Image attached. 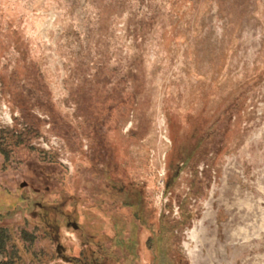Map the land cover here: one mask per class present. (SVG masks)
<instances>
[{
  "label": "rangeland",
  "instance_id": "1",
  "mask_svg": "<svg viewBox=\"0 0 264 264\" xmlns=\"http://www.w3.org/2000/svg\"><path fill=\"white\" fill-rule=\"evenodd\" d=\"M0 246L264 264V0H0Z\"/></svg>",
  "mask_w": 264,
  "mask_h": 264
},
{
  "label": "trees",
  "instance_id": "2",
  "mask_svg": "<svg viewBox=\"0 0 264 264\" xmlns=\"http://www.w3.org/2000/svg\"><path fill=\"white\" fill-rule=\"evenodd\" d=\"M21 233H25V232H24V231H21ZM1 246H2V245H1ZM1 246H0V247H1Z\"/></svg>",
  "mask_w": 264,
  "mask_h": 264
},
{
  "label": "flooded vegetation",
  "instance_id": "3",
  "mask_svg": "<svg viewBox=\"0 0 264 264\" xmlns=\"http://www.w3.org/2000/svg\"><path fill=\"white\" fill-rule=\"evenodd\" d=\"M0 254H2V252H0Z\"/></svg>",
  "mask_w": 264,
  "mask_h": 264
}]
</instances>
